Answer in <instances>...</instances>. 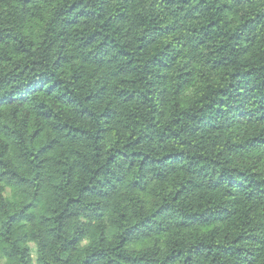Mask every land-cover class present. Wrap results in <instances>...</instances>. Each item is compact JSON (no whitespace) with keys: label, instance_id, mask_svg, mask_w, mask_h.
<instances>
[{"label":"trees","instance_id":"obj_1","mask_svg":"<svg viewBox=\"0 0 264 264\" xmlns=\"http://www.w3.org/2000/svg\"><path fill=\"white\" fill-rule=\"evenodd\" d=\"M0 264H264V0H0Z\"/></svg>","mask_w":264,"mask_h":264}]
</instances>
